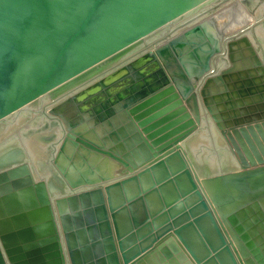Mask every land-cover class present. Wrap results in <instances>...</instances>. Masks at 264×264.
<instances>
[{"label":"water","instance_id":"water-1","mask_svg":"<svg viewBox=\"0 0 264 264\" xmlns=\"http://www.w3.org/2000/svg\"><path fill=\"white\" fill-rule=\"evenodd\" d=\"M211 116L262 161L264 0H0V264H243Z\"/></svg>","mask_w":264,"mask_h":264},{"label":"bare ground","instance_id":"bare-ground-1","mask_svg":"<svg viewBox=\"0 0 264 264\" xmlns=\"http://www.w3.org/2000/svg\"><path fill=\"white\" fill-rule=\"evenodd\" d=\"M241 49L242 47L236 48L235 51L237 53L238 63H242L241 67H245L247 64V62L245 61L246 57L250 58V56L247 51H245L244 53V51ZM243 49L245 50V48ZM263 120L264 119H262V121ZM258 122H261V120L254 121L251 124ZM220 132L234 151L242 169L264 165V156L262 155L258 147L257 151L259 156L262 158V161H257L255 164H252L245 156L246 164L242 163L238 153L236 152L232 142L228 137V132H230V129L226 128L225 130H220ZM251 153L255 157L254 153ZM225 183L233 200L217 205L215 207L238 252L242 263L256 264L252 253L246 246L245 241H243V239L239 237L232 225L228 222V217L230 215H235L237 217V221H239L240 224L244 227H242L244 229L243 233L250 236L251 240L254 242L253 244L260 250L261 254L264 256V170L225 181Z\"/></svg>","mask_w":264,"mask_h":264},{"label":"rangeland","instance_id":"rangeland-1","mask_svg":"<svg viewBox=\"0 0 264 264\" xmlns=\"http://www.w3.org/2000/svg\"><path fill=\"white\" fill-rule=\"evenodd\" d=\"M228 58V57H227ZM229 60V59H228ZM229 67V66H228ZM225 69H227V67L226 68H224L223 70H225ZM222 70V71H223ZM212 117V116H211ZM212 119H213V117H212ZM213 121H214V119H213ZM214 124L216 125V127L218 128V125H217V123L214 121ZM219 129V128H218ZM219 131H220V129H219Z\"/></svg>","mask_w":264,"mask_h":264}]
</instances>
